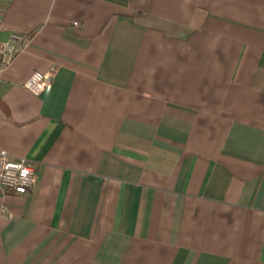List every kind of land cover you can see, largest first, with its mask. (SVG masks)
I'll return each mask as SVG.
<instances>
[{"label": "crops", "instance_id": "0c3cea01", "mask_svg": "<svg viewBox=\"0 0 264 264\" xmlns=\"http://www.w3.org/2000/svg\"><path fill=\"white\" fill-rule=\"evenodd\" d=\"M11 32L0 264H264V0H0Z\"/></svg>", "mask_w": 264, "mask_h": 264}, {"label": "built area", "instance_id": "2783aa9c", "mask_svg": "<svg viewBox=\"0 0 264 264\" xmlns=\"http://www.w3.org/2000/svg\"><path fill=\"white\" fill-rule=\"evenodd\" d=\"M73 24L77 25V23ZM23 43V36L15 32L9 33L5 42H0V72L11 64L23 47ZM50 81V75L34 72L26 80L24 87L34 95H38ZM35 180L34 168L26 159H13L5 150H0V188L24 195L34 188Z\"/></svg>", "mask_w": 264, "mask_h": 264}]
</instances>
